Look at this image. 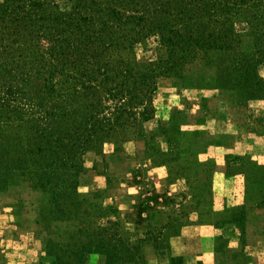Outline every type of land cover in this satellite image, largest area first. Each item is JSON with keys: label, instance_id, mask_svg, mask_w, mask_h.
<instances>
[{"label": "trees", "instance_id": "1", "mask_svg": "<svg viewBox=\"0 0 264 264\" xmlns=\"http://www.w3.org/2000/svg\"><path fill=\"white\" fill-rule=\"evenodd\" d=\"M237 21L248 29L238 31ZM0 25V181L27 173L44 194L43 220L78 223L56 264L85 253L103 264H140L128 246L138 250L143 240L125 242L116 226L98 223L106 208L95 207V216L83 206V156L111 139L118 149L127 129L152 117L162 75L260 98L264 0H73L69 10L55 0H0ZM153 37L156 58L136 59L135 47ZM234 167L226 177L241 172ZM261 168L253 162L245 194L264 184ZM253 196L263 203L264 189ZM229 209L222 221L239 222L238 208Z\"/></svg>", "mask_w": 264, "mask_h": 264}, {"label": "rangeland", "instance_id": "2", "mask_svg": "<svg viewBox=\"0 0 264 264\" xmlns=\"http://www.w3.org/2000/svg\"><path fill=\"white\" fill-rule=\"evenodd\" d=\"M55 1L62 10L73 5ZM235 27L248 29L244 21ZM156 55L154 37L135 47L138 60ZM257 72L264 83V64ZM150 105L152 117L127 129L118 149L111 139L102 151L84 154L83 206L95 216V207L106 208L98 223L116 226L125 242L143 240L138 250L128 246L138 252L136 263L264 264V201L253 196L264 184L244 193L253 162L264 172V91L250 98L162 75ZM233 165L241 172L226 177ZM43 197L27 173L0 181V264H56L57 247L78 238L76 221L43 220ZM231 207L239 222L224 223ZM74 263L103 264V258L85 253Z\"/></svg>", "mask_w": 264, "mask_h": 264}]
</instances>
